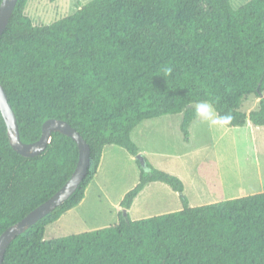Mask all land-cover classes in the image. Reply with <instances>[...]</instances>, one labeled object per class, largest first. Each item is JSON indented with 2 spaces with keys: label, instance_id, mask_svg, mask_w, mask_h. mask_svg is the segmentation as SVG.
Segmentation results:
<instances>
[{
  "label": "trees",
  "instance_id": "obj_1",
  "mask_svg": "<svg viewBox=\"0 0 264 264\" xmlns=\"http://www.w3.org/2000/svg\"><path fill=\"white\" fill-rule=\"evenodd\" d=\"M28 1L18 0L0 37V83L21 139L35 142L47 119H64L90 144V164L65 203L12 241L3 264H264V192L192 207L180 177L139 159L118 222L44 239L85 197L105 146L140 153L131 135L142 121L182 113L189 142L194 105L209 102L233 117L228 127L264 126V0L237 9L230 0H91L49 24L34 23ZM248 95L259 103L246 113ZM78 158L76 141L60 132L41 154H20L0 109V235L51 197ZM153 182L177 192L183 207L131 219Z\"/></svg>",
  "mask_w": 264,
  "mask_h": 264
},
{
  "label": "rangeland",
  "instance_id": "obj_2",
  "mask_svg": "<svg viewBox=\"0 0 264 264\" xmlns=\"http://www.w3.org/2000/svg\"><path fill=\"white\" fill-rule=\"evenodd\" d=\"M89 1L29 0L25 12L34 23L49 24L73 14ZM230 1L237 9L250 0ZM258 103L257 97L248 95L241 101V110L249 113L258 108ZM182 118L179 113L142 121L131 136L140 150H148L147 156L140 154L154 167L182 179L191 205L264 192V126L210 125L198 117L190 125L191 137L186 142L180 129ZM139 175L126 149L105 146L86 202L49 224L44 239L115 224L117 212L122 211L118 203L139 181ZM179 200V194L167 184L153 182L134 201L129 216L148 217L176 209Z\"/></svg>",
  "mask_w": 264,
  "mask_h": 264
},
{
  "label": "water",
  "instance_id": "obj_3",
  "mask_svg": "<svg viewBox=\"0 0 264 264\" xmlns=\"http://www.w3.org/2000/svg\"><path fill=\"white\" fill-rule=\"evenodd\" d=\"M18 0H2L0 5V37L6 29L9 20L15 10ZM0 109L5 118L10 142L15 150L20 154L32 157L41 154L49 144L53 132H60L70 136L76 141L79 148V158L75 170L70 178L46 201L31 210L20 221L9 226L0 235V264H3L5 253L9 245L20 234L24 233L32 225L37 223L43 217L53 212L57 207L65 203L78 189L83 182L90 164V144L85 140L82 134L64 119L50 118L42 125V134L39 140L26 143L23 142L20 136L19 126L15 111L9 102V97L6 90L0 83ZM136 159H139L141 166L146 167V159L142 154H137ZM126 211H124V214Z\"/></svg>",
  "mask_w": 264,
  "mask_h": 264
},
{
  "label": "clouds",
  "instance_id": "obj_4",
  "mask_svg": "<svg viewBox=\"0 0 264 264\" xmlns=\"http://www.w3.org/2000/svg\"><path fill=\"white\" fill-rule=\"evenodd\" d=\"M165 71L171 72V68H167ZM195 113L197 117L207 121L210 125H227L233 118L230 114L218 116L213 105L209 102L197 103L195 105ZM145 171L148 172L150 170L146 168Z\"/></svg>",
  "mask_w": 264,
  "mask_h": 264
},
{
  "label": "crops",
  "instance_id": "obj_5",
  "mask_svg": "<svg viewBox=\"0 0 264 264\" xmlns=\"http://www.w3.org/2000/svg\"><path fill=\"white\" fill-rule=\"evenodd\" d=\"M250 124H252L250 121L247 123V126L248 125H250ZM128 152V151H127ZM140 152H142L143 154H147V152H148V150H140ZM129 153V152H128ZM147 156V155H146ZM103 157V156H102ZM129 159H130V161H132L133 163H135V165H136V167H137V169L139 170V173H140V169H139V167H138V165H137V163H136V158H135V156H132L130 153H129ZM102 160V159H101ZM99 170V169H98ZM139 177H140V175H139ZM95 178V177H94ZM94 180V179H93ZM92 180V181H93ZM92 183V182H91ZM90 183V185L88 186V188L86 189V192H85V197L83 198V200L81 201V203L78 205V206H76V207H74V208H76V209H78V208H80V207H82V205H84V203L86 202V200H87V197H88V193H89V191H90V189H91V184ZM138 183V181H136L135 183H134V187L136 186V184ZM148 186V185H147ZM146 186V187H147ZM145 187V188H146ZM169 187V186H168ZM145 188L143 189V191L145 190ZM163 189V188H162ZM143 191L141 192V194L143 193ZM173 191V190H172ZM175 192V191H174ZM175 193H177V192H175ZM141 194H139V195H141ZM138 195V196H139ZM173 195H175V194H173ZM125 196V195H124ZM124 198V197H123ZM138 198V197H137ZM136 198V199H137ZM135 199V200H136ZM179 199H180V195H179ZM122 201V200H121ZM121 201H119V209L121 208L120 207V202ZM180 202H177L178 203V205H177V207H176V209H168V210H166V211H164L163 213H166V212H171V211H176V210H180L182 207H183V204H182V202H181V199L179 200ZM216 202V201H215ZM210 203H212V202H210ZM205 204H207V203H205ZM134 205V202H133V204H132V206ZM189 205L190 206H199V205H191L190 203H189ZM132 206H131V208L128 210V213L130 214V212H131V210H132ZM69 212V211H68ZM121 212V211H120ZM120 212H117V219H116V222H118V220H119V214H120ZM159 214H161V213H159ZM156 215V214H155ZM151 216V215H150ZM144 217H147V216H145V215H142V214H137V215H135L133 218H131V219H140V218H144ZM115 222V223H116Z\"/></svg>",
  "mask_w": 264,
  "mask_h": 264
}]
</instances>
